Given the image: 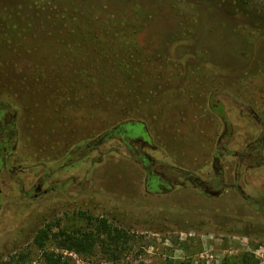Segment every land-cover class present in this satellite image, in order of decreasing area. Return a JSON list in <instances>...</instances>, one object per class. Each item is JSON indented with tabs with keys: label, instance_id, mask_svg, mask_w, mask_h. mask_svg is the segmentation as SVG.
I'll use <instances>...</instances> for the list:
<instances>
[{
	"label": "rangeland",
	"instance_id": "374dc122",
	"mask_svg": "<svg viewBox=\"0 0 264 264\" xmlns=\"http://www.w3.org/2000/svg\"><path fill=\"white\" fill-rule=\"evenodd\" d=\"M0 98L17 116L16 166L61 184L5 203L0 264H45L41 228L97 236L102 219L121 240L46 251L71 264H264V0H0ZM130 123L143 134L111 135ZM217 170L220 197L184 180ZM149 171L173 191L148 194Z\"/></svg>",
	"mask_w": 264,
	"mask_h": 264
},
{
	"label": "trees",
	"instance_id": "16d2710c",
	"mask_svg": "<svg viewBox=\"0 0 264 264\" xmlns=\"http://www.w3.org/2000/svg\"><path fill=\"white\" fill-rule=\"evenodd\" d=\"M144 126L143 124H133L130 123L128 126V129H125L123 127L118 128V130H115L111 132V135L119 136L123 138L124 136L132 137L133 136H140L143 134ZM146 141V140H145ZM215 163H218L221 161V154L220 152L215 154ZM149 159L147 158H140V162L143 166L148 165ZM217 176L218 180L214 179L211 183H206L199 178H194L189 173H186L184 180L190 184V186L194 187L197 190H200L203 194H206L208 197L216 198L223 194L224 188L226 187V184H224L223 181V173L222 170H217ZM216 186V194H210V186ZM206 187H209V191H205ZM174 187L169 186L168 184H165L162 179L159 176H156L151 173V175L148 173L146 178V185L145 189L148 194L151 195H164L171 193ZM93 220H90L92 222ZM99 224L96 226V231L99 233V235L92 234V232L89 233H66V232H60V233H53L52 227L50 225H46L44 228H41L35 235L33 239V243L35 246L44 253V259L45 264H71L70 258L65 256L63 254L64 251L73 252L77 255H85L90 254L94 247L97 244V241L99 240V236L101 233L107 235L111 240H121L120 233H114L110 229L109 226H107L106 220H99ZM54 243L56 244V249L63 251L62 253H57L55 251H46V244L47 243Z\"/></svg>",
	"mask_w": 264,
	"mask_h": 264
},
{
	"label": "flooded vegetation",
	"instance_id": "af4514ba",
	"mask_svg": "<svg viewBox=\"0 0 264 264\" xmlns=\"http://www.w3.org/2000/svg\"><path fill=\"white\" fill-rule=\"evenodd\" d=\"M8 107H13V104L0 98V184L7 185L9 182L12 184L8 189L7 195H5L3 193L4 190L0 188V216L5 203H32L35 200L49 197L50 194L61 189L60 182L49 184L50 175L46 172V169L38 173L28 174L25 168H22L20 165L16 166L14 158L18 148L17 116L16 113L10 112V110L7 109ZM106 139L107 138L104 137L101 141H105ZM78 159L74 160L73 163H76ZM64 168L65 165L62 166L63 170ZM15 171V178L5 177V173H15ZM148 173L151 175L152 172L149 171ZM20 176H25V179L20 178ZM205 191L208 192L209 187H206ZM14 192L18 193V195L13 194ZM209 192L212 195L216 194V190H210Z\"/></svg>",
	"mask_w": 264,
	"mask_h": 264
}]
</instances>
